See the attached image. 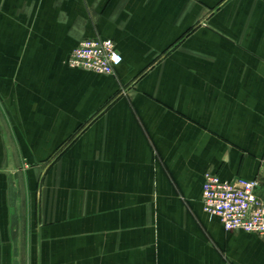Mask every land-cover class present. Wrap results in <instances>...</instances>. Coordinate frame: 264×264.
Wrapping results in <instances>:
<instances>
[{
	"label": "crops",
	"instance_id": "obj_1",
	"mask_svg": "<svg viewBox=\"0 0 264 264\" xmlns=\"http://www.w3.org/2000/svg\"><path fill=\"white\" fill-rule=\"evenodd\" d=\"M207 171L264 199V0H0V264H264Z\"/></svg>",
	"mask_w": 264,
	"mask_h": 264
},
{
	"label": "built area",
	"instance_id": "obj_2",
	"mask_svg": "<svg viewBox=\"0 0 264 264\" xmlns=\"http://www.w3.org/2000/svg\"><path fill=\"white\" fill-rule=\"evenodd\" d=\"M123 62L115 42L108 38H85L72 51L69 64L74 68L113 74ZM260 181L237 177L223 180L207 171L204 175V210L220 218L226 230H243L264 235V199L258 194Z\"/></svg>",
	"mask_w": 264,
	"mask_h": 264
}]
</instances>
